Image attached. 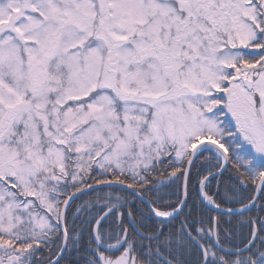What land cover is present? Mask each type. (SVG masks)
Returning a JSON list of instances; mask_svg holds the SVG:
<instances>
[{"label":"rangeland","instance_id":"1","mask_svg":"<svg viewBox=\"0 0 264 264\" xmlns=\"http://www.w3.org/2000/svg\"><path fill=\"white\" fill-rule=\"evenodd\" d=\"M260 11L264 0H0V238L58 228L69 154L71 181L91 165L136 174L219 140L228 120L263 158L264 66L236 68L258 51Z\"/></svg>","mask_w":264,"mask_h":264},{"label":"trees","instance_id":"2","mask_svg":"<svg viewBox=\"0 0 264 264\" xmlns=\"http://www.w3.org/2000/svg\"><path fill=\"white\" fill-rule=\"evenodd\" d=\"M261 25L264 24V13H261ZM257 39L254 46L258 51L243 56L237 62L236 68L240 74L247 68L264 66V27L259 28ZM247 67V68H246ZM259 100V98H257ZM223 113V112H222ZM222 134L218 143H220L226 153L227 165L220 174L215 175L221 169V163L213 151L205 149L198 153L191 164L187 182H186V204L184 206V216L189 229L196 225V218H201L203 227L211 229L212 220H217V237L219 243L229 249H240L246 246L253 236L254 226L257 228V239L253 246L244 254L232 256L225 255L226 264H232L228 261L230 258H256L257 264L264 263V185L258 195L256 203L247 210L237 214H218L206 206L198 195V188L202 181L207 177L204 184L205 193L212 197L214 204L221 209H236L249 204L256 192L257 184L261 174L264 172V158L256 157L251 150L242 148V140L238 138L235 126L228 120L221 124ZM174 150L161 154L157 159L152 160L149 166L141 168L136 174L119 172L113 168L99 169L91 165L87 170L79 173L76 180L71 178L72 157L69 154L66 162L69 175L65 181L58 185L59 200L57 207L61 210V205L73 193L101 183H122L135 191L140 197L147 200L151 206L158 210L169 211L176 208L182 198V184L189 154L183 161L177 162L174 159ZM18 198H21L20 190L14 189ZM138 196L128 192L122 187L115 185L103 186L90 190L84 195L71 201L65 213V228L67 234L73 237L75 225L78 223L79 231L83 240H91L90 233L93 223L106 209H113L112 213L103 222V227L111 221L112 217L122 218L121 222L126 221V211L142 207L146 209V204ZM133 214L135 220L141 218L140 215ZM195 218V220L193 219ZM59 221V220H58ZM58 223V222H57ZM126 223V222H125ZM192 223V224H190ZM112 230L111 235L116 237L119 226ZM112 228V227H111ZM105 229V228H104ZM25 230L18 232L15 240L24 238L21 242L12 241L14 247L27 245L28 237L24 234ZM57 234L53 242L50 243L51 251L49 259L57 254L61 242L60 226L55 228L51 234ZM51 234H48L49 236ZM49 238H52L50 236ZM1 241L9 242L7 236ZM29 240V239H28ZM52 241V240H51ZM56 241V242H55ZM222 255L221 253H218Z\"/></svg>","mask_w":264,"mask_h":264},{"label":"flooded vegetation","instance_id":"3","mask_svg":"<svg viewBox=\"0 0 264 264\" xmlns=\"http://www.w3.org/2000/svg\"><path fill=\"white\" fill-rule=\"evenodd\" d=\"M251 152L258 157L257 149ZM125 213L126 223L121 222L122 218L115 216L105 224L107 226L103 227L107 216L98 228V237L103 246L116 247L115 249H105L93 241L92 229L95 222L91 228V240H83L78 229V223H80L78 221L74 227L73 237L67 234L65 238L61 233L59 257H57L59 252L57 251L54 257L48 258L51 251L50 243L53 242L56 234L53 233L52 238H49L48 232L43 231L39 235L28 234L27 245L21 246L22 248H15L12 241L5 246H1V242L0 264H203L205 253L207 255L205 264H226L227 262L226 254L219 251L213 240L215 223V233L219 243L216 218L212 220L211 229L202 228L201 218L196 220L193 218L197 224L189 229L183 214L184 208L167 219H156L147 207L146 209L139 207L135 211L127 210ZM135 213L141 216L139 220L134 219ZM114 224L121 230L116 237L111 235L112 230H115L113 228L116 227ZM123 236L125 239L122 242ZM228 261L232 264H257L258 260L235 257Z\"/></svg>","mask_w":264,"mask_h":264},{"label":"water","instance_id":"4","mask_svg":"<svg viewBox=\"0 0 264 264\" xmlns=\"http://www.w3.org/2000/svg\"><path fill=\"white\" fill-rule=\"evenodd\" d=\"M243 84H244V86H246L247 89H250V88H251V82H250V81H248V80H244V81H243ZM205 144H209V145H213V146H215V147L218 148V149L223 153V155L225 156V153H224V151H223L221 145L218 144V143L215 142V141H212V140H202L201 142H199L197 145H195V146L192 148V152H191V155H190V157H189V159H188L187 166H186V170H185L184 177H183V187H182V188H183V189H182V192H183V195H182V206H184V204H185V184H186V181H187V177H188V172H189L190 166H191L192 161H193V159H194V154H195V152H196L197 150L200 149V147H202V146L205 145ZM219 173H220V172H218L217 174H219ZM215 175H216V174H215ZM263 179H264V175L261 177V181H262ZM261 181H260V183H261ZM118 185L121 186V187H123V188H125V189L128 190L129 192H132V193H134V194L137 195V193H136L132 188L128 187L127 185H123V184H120V183H118ZM259 185H260V184H259ZM259 185H258V187H259ZM103 186H106V184L101 183V184L92 185V186L86 187V188H84V189H82V190H80V191L74 193V194L71 195V197L66 201V203H65V205H64V207H63L62 213H63V211H64L66 205L68 204V202L71 201V199H74V198H76V197H78V196H80V195H83V194L87 193V192L90 191V190H94V189H97V188H100V187H103ZM256 198H257V193H256V195L254 196V199H253L252 204L255 203ZM145 204H146V206L149 208L150 212H151L152 214H154V216H156L154 210H153L152 207L149 205V203H148L147 201H145ZM111 211H112L111 209L105 211V212H104V213L98 218V220L95 222V224H94V226H93V229H92V239H93V241H94L98 246H100V247H104V248H105V246H103V244H102V243L99 241V239H98L97 231H98V228H99L101 222L105 219V217H106L107 215H109V214L111 213ZM215 211L220 212V213H227V214L235 213V212H233V211L222 210V209H215ZM158 218H159V217H158ZM60 224H61V213H60ZM124 237H125V236H123V238H122V242H123L124 239H125ZM255 239H256V232H254L253 238L250 240V242H249L245 247H243V248H241V249H238V250H230V249H227V248H224V247L220 246V245L217 243V241H216V233H215V223H214V225H213V240H214L215 246L219 249V251H221V252H223V253H226V254H241V253H244V252H246V251H247V250L253 245ZM194 241H195V240H194ZM195 242H196V243L202 248V246H201L197 241H195ZM117 247H118V246H117ZM115 248H116V247H114V248H105V249H115ZM60 253H61V252H60ZM205 262H206V253H205V260H204V263H203V264H205Z\"/></svg>","mask_w":264,"mask_h":264},{"label":"bare ground","instance_id":"5","mask_svg":"<svg viewBox=\"0 0 264 264\" xmlns=\"http://www.w3.org/2000/svg\"><path fill=\"white\" fill-rule=\"evenodd\" d=\"M204 148H210V149L214 150L216 152V154L218 155V157L221 158L222 160H224V157H223L221 151L218 148H216L215 146L209 145V144H205L199 149V151L204 149ZM201 193H202V198H203L204 202L208 206H213V202H212L211 198L209 196H207L205 193H203V192H201ZM243 209L244 208H239V209H236V211H242ZM155 212H156L157 216L166 217V216L173 215L175 212H177V210H174V211H171V212H168V213L160 212L158 210H155Z\"/></svg>","mask_w":264,"mask_h":264}]
</instances>
